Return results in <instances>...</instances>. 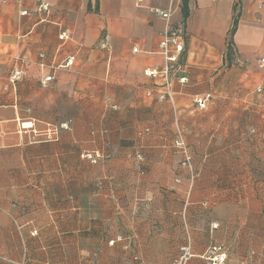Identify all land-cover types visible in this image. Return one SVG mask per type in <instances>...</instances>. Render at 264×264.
I'll return each instance as SVG.
<instances>
[{"label": "crops", "instance_id": "obj_1", "mask_svg": "<svg viewBox=\"0 0 264 264\" xmlns=\"http://www.w3.org/2000/svg\"><path fill=\"white\" fill-rule=\"evenodd\" d=\"M96 1L0 0V264H170L186 243L187 264L212 244L264 264V0H189L185 22L181 0ZM169 6L187 36L174 105L145 74Z\"/></svg>", "mask_w": 264, "mask_h": 264}, {"label": "built area", "instance_id": "obj_2", "mask_svg": "<svg viewBox=\"0 0 264 264\" xmlns=\"http://www.w3.org/2000/svg\"><path fill=\"white\" fill-rule=\"evenodd\" d=\"M142 1V0H139ZM49 7V3L46 1H40L37 9L40 11H45ZM151 11L156 14L159 17H163L166 22V30L164 31L161 40L159 41V52L163 58V63L160 69L155 68H149L145 71L146 76H152V77H158L161 79V88L155 90L156 98L159 101H167L171 105H174V92L172 87V80L175 74L181 70V65L179 64V54L182 52L184 48L183 38L180 33H176L170 29L169 20L171 17V6H169L166 9H158L153 8ZM67 38V32L65 30L60 31L59 40H63ZM102 47L106 46V42L102 41L101 43ZM136 50V48H133V51ZM71 59V58H70ZM70 62V60H68ZM257 65L261 68H264V58H260L257 62ZM18 74L17 72L13 73L12 77H15ZM16 78V77H15ZM51 79V76H47L43 79V83L47 82V80ZM187 77L182 76L178 78V81L180 83L187 82ZM152 91L149 90L147 92V96L151 95ZM209 94L201 97V96H194L193 101H195L196 105L199 108H205L206 106V100L208 98ZM62 129L67 127L66 123H63L60 126ZM56 131H58L56 129ZM174 145L177 147V150L180 155V160L183 167H185L190 174L191 180L194 179L195 174L192 167V161L190 160V155L188 153L187 145H185V142L182 138L181 133L177 134V138L174 141ZM81 156L84 157L89 162L97 163L98 160H100L103 155L99 150H92L90 152H82ZM138 159L141 157L137 155ZM217 223H211L210 228H216ZM31 235L34 234V231L30 232ZM119 239V237H118ZM113 240H110L109 243H111ZM191 248L189 247V244L186 243L183 246L180 247V253L173 258L169 263L170 264H187V261L190 257H192ZM226 259V251L223 249V247L212 244L209 254L206 256V260L209 264H225Z\"/></svg>", "mask_w": 264, "mask_h": 264}, {"label": "trees", "instance_id": "obj_3", "mask_svg": "<svg viewBox=\"0 0 264 264\" xmlns=\"http://www.w3.org/2000/svg\"><path fill=\"white\" fill-rule=\"evenodd\" d=\"M96 1V0H95ZM188 1L189 0H181V4H180V13L182 14V22H185V20H186V18L188 17V15H189V13H188ZM97 7H98V1H96L95 2V10H97ZM237 18H238V15L236 14L235 15V17H234V19H233V21H232V25H231V30H230V32H229V37H228V42H229V51H228V53L230 52V48H231V43H232V41H231V38H232V35L234 34V32H235V29H236V23H237ZM170 29L172 30V31H174V32H178V33H180L181 35H182V38H183V43H184V41H186V38H187V36L184 34V32L180 29V28H175V27H173L171 24H170ZM184 53H185V43H184V48H183V50H182V52L179 54V64L181 65V64H183V62H184V60H185V57H184ZM182 68V67H181ZM176 75V74H175ZM158 87H160L161 88V84L158 86ZM59 127L57 128V130H63V129H65V128H61L60 126L61 125H58ZM66 129H67V127H66ZM186 145V144H185ZM101 153H102V155H103V157L100 159V160H98L97 161V163L96 164H99V163H105V161L107 160V158H108V152L106 153V152H102L101 150H99ZM188 153H189V155H190V152H189V150H188ZM141 154V153H140ZM140 154H137V155H139L141 158H142V155H140ZM137 155H136V160H140V159H138V157H137ZM82 157V156H81ZM82 159H85L84 157H82ZM86 160V159H85ZM190 160H191V155H190ZM88 161V160H87ZM192 161V160H191ZM89 162V161H88ZM91 163V162H90ZM180 163H181V161H180ZM4 260H6L5 258H4Z\"/></svg>", "mask_w": 264, "mask_h": 264}, {"label": "rangeland", "instance_id": "obj_4", "mask_svg": "<svg viewBox=\"0 0 264 264\" xmlns=\"http://www.w3.org/2000/svg\"><path fill=\"white\" fill-rule=\"evenodd\" d=\"M150 90V89H149ZM143 132H145V133H147L148 132V129H143L142 130V132L140 131V134H143ZM144 133V134H145ZM92 150H98V149H92ZM92 150H83L82 152H90V151H92ZM81 152V153H82ZM92 164V163H91ZM94 164H96V163H94ZM182 166V165H181ZM34 233H36V232H34ZM34 235V234H33Z\"/></svg>", "mask_w": 264, "mask_h": 264}]
</instances>
